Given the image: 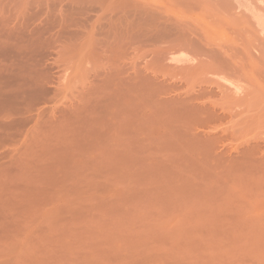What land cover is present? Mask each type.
Instances as JSON below:
<instances>
[{
  "label": "rangeland",
  "instance_id": "1",
  "mask_svg": "<svg viewBox=\"0 0 264 264\" xmlns=\"http://www.w3.org/2000/svg\"><path fill=\"white\" fill-rule=\"evenodd\" d=\"M116 1L0 0V264H264V73Z\"/></svg>",
  "mask_w": 264,
  "mask_h": 264
},
{
  "label": "bare ground",
  "instance_id": "2",
  "mask_svg": "<svg viewBox=\"0 0 264 264\" xmlns=\"http://www.w3.org/2000/svg\"><path fill=\"white\" fill-rule=\"evenodd\" d=\"M129 1L132 2V4L124 6L122 10L134 11L135 15L142 16V26L147 27V30H156L159 25L158 22L160 23L161 19L167 21L170 18H168L166 14V8L163 7L161 8L165 9V11L159 8L150 12L147 11L148 9L146 6L149 5L148 0H118L116 2L124 3ZM188 2L187 4L192 10V13L194 11L193 16L191 15L192 18L188 17L191 18L188 21L190 22L194 19L196 26L188 25V21L187 24H184L185 21L181 22L184 32L179 31L174 35L179 38L180 34L184 33V39L189 41L194 50L208 57H212L218 63L220 69L229 71L231 75H246L252 70H260L264 73V13L255 14V12H251L252 15H249L250 13L248 14V11H250V9H248L246 13L247 9L244 11L242 5L239 11L237 9H239L240 5H238V8H236L237 6L234 7L231 5L226 8L224 13H219L220 5H222V3L224 4L222 1L189 0ZM190 9L189 12H191ZM125 11L124 13L126 14ZM160 28L158 29L160 30ZM158 29L157 31H159ZM224 29H233L240 33L252 31L254 39L235 44L231 37H227V40L224 42H215L214 45L211 46V34ZM167 30H169V28ZM165 31L164 29V32ZM170 32L172 33V31ZM190 32L194 34V38L190 37V35L192 36Z\"/></svg>",
  "mask_w": 264,
  "mask_h": 264
}]
</instances>
